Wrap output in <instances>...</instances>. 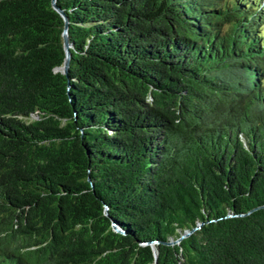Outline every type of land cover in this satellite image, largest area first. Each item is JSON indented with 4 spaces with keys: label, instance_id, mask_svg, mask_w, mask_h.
<instances>
[{
    "label": "trees",
    "instance_id": "16d2710c",
    "mask_svg": "<svg viewBox=\"0 0 264 264\" xmlns=\"http://www.w3.org/2000/svg\"><path fill=\"white\" fill-rule=\"evenodd\" d=\"M54 4L65 74L0 0V264H264V0Z\"/></svg>",
    "mask_w": 264,
    "mask_h": 264
},
{
    "label": "water",
    "instance_id": "95a60500",
    "mask_svg": "<svg viewBox=\"0 0 264 264\" xmlns=\"http://www.w3.org/2000/svg\"><path fill=\"white\" fill-rule=\"evenodd\" d=\"M50 5L51 8L57 12L59 14V16L62 19L63 22V26H62V31H61V43H62V50H63V60H62V65L59 68L62 74L66 73V69H67V64H68V59H69V43L67 41V37H66V25H67V21L66 18L64 17L63 13L61 12L60 9H58L55 4H54V0H50ZM112 229L115 230V228L112 225ZM187 234V233H186Z\"/></svg>",
    "mask_w": 264,
    "mask_h": 264
}]
</instances>
